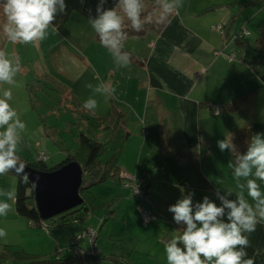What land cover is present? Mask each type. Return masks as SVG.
Here are the masks:
<instances>
[{"label":"crops","instance_id":"crops-1","mask_svg":"<svg viewBox=\"0 0 264 264\" xmlns=\"http://www.w3.org/2000/svg\"><path fill=\"white\" fill-rule=\"evenodd\" d=\"M145 5L142 19L150 16L151 22H146L141 31L133 30L130 21L125 20L124 50L137 57L130 67L117 68L96 33L94 44L105 53L101 70L95 68V62L100 60L97 58L93 66L91 58L78 61L77 57H59L60 66L70 60L75 67L74 60L77 61L80 68L75 67L77 74L73 76L77 81L79 73L85 81V75L92 69V74L104 73L106 86L115 88L110 96L90 93L95 99L103 97L97 101L94 112L99 117L107 116L113 107L124 112L125 126L131 134L120 158V177L124 174L140 177L151 200L150 203L127 188L124 192L115 190L119 209L113 217L121 210L120 218L110 225L108 221L101 233L105 230L104 236L120 235L122 244L127 239L133 243L152 238L154 248L111 250L108 254L98 245L99 255L89 258L91 264H150V260L167 264L165 243L182 231L168 211L169 206L192 192L194 203L208 196L219 206L217 189L220 195L232 189L233 195L228 198L235 200L239 189L230 162L234 164L235 155L247 151L255 133L264 132V7L254 10L242 0H182L181 7L161 19L164 13L159 4L151 10ZM74 13L67 22L71 19L85 22ZM219 24H225L223 29L217 27ZM54 28L50 26L48 32ZM243 29L249 33L237 36ZM66 40L74 44L70 38ZM231 54L234 58L229 60ZM83 62L87 70L82 68ZM73 92L80 97L76 89ZM237 99H240L238 107L231 109ZM225 137L233 139L235 151L219 150L217 141ZM119 179L113 184L122 187ZM258 183L264 191V182ZM125 191L130 193L124 194ZM244 194L250 199L246 190ZM12 203L10 216L20 225L19 237L38 228L16 212L15 198ZM143 209H152L154 213L149 223L141 218ZM86 219L67 225L76 224L83 230L90 225ZM69 230L65 232L71 240L80 236L72 227L69 236ZM246 235L249 239L246 258L253 259L254 264H264V222ZM61 238L59 251H63Z\"/></svg>","mask_w":264,"mask_h":264},{"label":"clouds","instance_id":"clouds-1","mask_svg":"<svg viewBox=\"0 0 264 264\" xmlns=\"http://www.w3.org/2000/svg\"><path fill=\"white\" fill-rule=\"evenodd\" d=\"M107 2L99 0L98 15L90 17L89 23L116 67L127 68L132 54L124 50L127 39L125 20L139 32L146 22H151V17L142 19L143 0H115V7L105 9ZM158 4L164 13L161 19H164L182 6V0H162ZM66 11L65 0H2L5 17L2 31L12 44H37L47 38L58 13ZM20 71V62L0 50V84L14 85ZM87 87L104 96L115 93V88L106 86V83L94 88L89 84ZM12 98L10 88L4 90L0 98V176L15 172L24 183H28L30 174L18 155L21 133L25 131L26 124L9 103ZM97 107L94 96L83 104L85 110L92 112ZM217 147L221 152L235 151L233 139L229 137L218 140ZM230 166L239 189L235 200L228 198L233 195L232 189H226L225 195H220L217 189L221 201L219 206L208 196H204L202 202L194 203V192L183 195L182 199L169 206L168 211L173 213V220L182 231L165 243L167 264H254L253 259L246 258L249 246L246 233L253 232L258 223L264 222V191L258 183L264 182V132L255 133L248 142L247 151L238 155L234 164L230 162ZM241 180L244 182L240 183ZM32 186H36L35 181ZM245 190L250 199L245 197ZM0 196L6 197L0 201V216H6L12 207L7 201L14 200L15 192L0 190ZM6 236L7 232L0 228V238Z\"/></svg>","mask_w":264,"mask_h":264},{"label":"rangeland","instance_id":"rangeland-1","mask_svg":"<svg viewBox=\"0 0 264 264\" xmlns=\"http://www.w3.org/2000/svg\"><path fill=\"white\" fill-rule=\"evenodd\" d=\"M160 2L162 0H143V4H146L145 7L149 6L150 10ZM242 2L254 10L264 7V1L242 0ZM74 15L80 16L85 22H76L71 19L61 29L54 28V30H51L52 32H48L47 38L37 44H12L2 31L5 17L2 14V2L0 1V50L5 51L9 57L18 60L21 64V71L16 76L14 85L0 84V98L3 97V91L10 88L13 98L9 103L26 124L25 131L21 133V144L18 146L20 160L31 162L38 159L39 154H44L48 157L47 165L52 166L61 162L67 156V152L72 154L77 152L82 132L102 142L107 141V137L110 135V129L101 126L98 120L99 116H96L95 112H85V109L81 107L83 105L82 100L86 101L89 95L91 96L90 93H93V90L87 85L91 84L94 88L96 85L104 83V73L100 75H98L99 73L92 74L93 71L91 69L90 74L85 75V81L81 78L82 73H79L80 77H78L77 81L76 77H73L77 74L76 68H80L77 61L74 60L76 68L73 67L70 60H65L62 66L59 65L60 56L64 59L71 58L70 56L77 57L78 61H86L87 57L91 58L89 60L92 61V65L94 64L93 61H96L94 58L100 59L95 62L96 66H93L97 70L102 68L100 62H102L101 59H103L105 53L101 47L98 48V45L94 44L93 34L95 31L89 23V19L82 16V14H78V12H75ZM68 38L74 44L67 41L66 39ZM69 52L76 55H70ZM89 55L90 57H88ZM136 59L137 57L132 56V60ZM82 68L84 70L88 69L85 63ZM73 89H76L82 98L79 97V99L74 94ZM74 97L81 102L80 106L74 101ZM102 98L100 97L96 100L99 101ZM114 101H117V99L114 98ZM117 179L119 177L110 178L90 188L91 203H93L94 209L87 216V222L88 219L90 220V225L87 227H94L100 233L102 226H105L108 221L110 225L115 218H120L121 210H119L115 218L113 217L114 213L119 209L116 207L118 204L116 200L119 197L115 196V190L124 192L127 188L134 194L133 188L126 186L123 181L122 187L113 184V181L118 183ZM119 180H122V178ZM16 189L17 176L15 174L10 172L5 176H0V190L14 191L16 195ZM130 191H125L124 194L128 195ZM5 199L6 197L0 196V201ZM7 202L11 204L12 208L14 207L12 200ZM107 203L113 204L109 207ZM10 215L9 211L6 216H0V228L7 232L6 237L0 238V253L5 252L6 248L14 251H23L22 249H24L27 253L37 255L39 258H50L52 256L56 258L60 253L59 236L63 240L60 243L64 252H66L67 247L72 242L71 237L66 236L65 229L71 230L72 227L76 231L77 236L82 232L79 227L75 226L76 224L74 226L64 225L61 227L43 226L35 228L34 231L28 230L27 232L26 230L27 233L20 234L19 237L18 228L20 225ZM57 218H59V215L54 219ZM51 222L52 220H47L48 224ZM70 230L69 236L71 235ZM62 232L65 235H61ZM104 232L105 230L103 234ZM103 234L101 233L100 235L98 233L96 238L99 248L104 250L103 253L109 254L112 252L111 250L118 252L125 249H129L131 252L136 248L138 250L149 249L150 251L154 248L152 246L154 239L152 238L137 239L133 243L130 242L131 239H127L122 244L123 240H121L122 237L120 235L109 237ZM102 236L103 238L100 239ZM9 242L16 245L7 246L6 243ZM80 242L86 248L91 247L89 238H81ZM57 248L58 250L56 251ZM113 257L117 258L116 255H113ZM2 264L15 263L13 259H6ZM150 264L157 263L150 260Z\"/></svg>","mask_w":264,"mask_h":264},{"label":"trees","instance_id":"trees-1","mask_svg":"<svg viewBox=\"0 0 264 264\" xmlns=\"http://www.w3.org/2000/svg\"><path fill=\"white\" fill-rule=\"evenodd\" d=\"M0 1L2 2V0ZM65 2L67 4V11L63 14L58 13L53 25V27L57 29H61L64 26L73 12H78L88 19L90 17L95 18L98 15L96 8L99 4V0H84L83 3H81V0H65ZM104 7L105 9L115 7V0H108ZM89 10H91V13ZM231 22L233 21L231 20ZM240 33L242 32H238L237 36ZM74 101L77 102L79 106L81 105V102L78 101L76 97H74ZM239 101L240 99L235 100L231 109H236ZM81 107L83 108V105H81ZM86 111L88 110H85V112ZM98 120L101 126L110 129V135L107 138V141H99L82 132L77 152L74 154L67 152V156L57 164L49 166L46 163L47 160L43 161L39 159L31 162L23 159L20 160L22 163L41 171H53L69 162H78L83 170L80 194L84 200L83 204L79 207L60 214L57 219H54L56 216L49 219L52 220V222L48 224L47 220H42L36 203L32 183L30 181L24 183L19 175L12 172L17 176L15 210L20 216L26 218L33 227H61L70 224L74 220H80L81 222L84 221L88 214L90 212L92 213L94 209V205L91 203L92 197L90 196V188L95 184L107 181L110 178L120 177V158L123 148L131 134L125 126L124 112L113 107L107 116L98 117ZM237 156L238 155H235V161ZM112 204L113 203H107V206L111 207ZM73 244L74 243L71 242V245L69 246H72ZM6 259H13L15 264H78L79 262V258L76 257V255L68 253L67 251H62L56 258H53V256L50 258H39L37 255L25 251H14L7 248L5 252L0 253V264Z\"/></svg>","mask_w":264,"mask_h":264},{"label":"water","instance_id":"water-1","mask_svg":"<svg viewBox=\"0 0 264 264\" xmlns=\"http://www.w3.org/2000/svg\"><path fill=\"white\" fill-rule=\"evenodd\" d=\"M25 166L30 174L29 181H35V199L43 221L83 204L80 194L83 170L78 162H69L53 171Z\"/></svg>","mask_w":264,"mask_h":264},{"label":"built area","instance_id":"built-area-1","mask_svg":"<svg viewBox=\"0 0 264 264\" xmlns=\"http://www.w3.org/2000/svg\"><path fill=\"white\" fill-rule=\"evenodd\" d=\"M217 27L219 29H223L224 25L219 24ZM248 33H249L248 30L243 29L242 33H240L238 36L243 37ZM233 58H234V55L231 54L229 56V60H232ZM215 111H219V109L215 108ZM38 159L46 161L48 159V157L44 154H39ZM122 181L125 183L126 186H131L133 188L134 193L137 196H139L143 199H146L147 201H149L151 203L150 195L148 192L149 190L142 184V179L140 177H138L136 175L124 174L122 176ZM141 215H142V220L145 222L151 221L154 217V213H153L152 209H143L141 211ZM98 233L99 232L96 231L94 227H86L85 229L82 230L79 237H76L73 239L72 243H74V244L72 246L67 247L66 251L68 253L76 255V257L79 258L78 264H91V262L89 261V258L99 255V248H98V244L96 242V238H97ZM81 238L82 239L83 238H89L91 240V247L90 248L83 247V245H81V243H80ZM61 252L62 251L60 250V253Z\"/></svg>","mask_w":264,"mask_h":264}]
</instances>
